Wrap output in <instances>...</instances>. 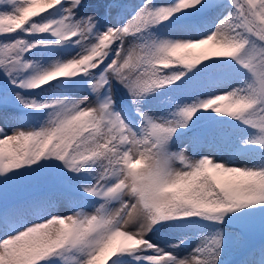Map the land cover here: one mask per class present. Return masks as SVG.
<instances>
[{"label": "snow or ice", "instance_id": "6c2138e0", "mask_svg": "<svg viewBox=\"0 0 264 264\" xmlns=\"http://www.w3.org/2000/svg\"><path fill=\"white\" fill-rule=\"evenodd\" d=\"M0 121V264H264V0H0Z\"/></svg>", "mask_w": 264, "mask_h": 264}, {"label": "trees", "instance_id": "16d2710c", "mask_svg": "<svg viewBox=\"0 0 264 264\" xmlns=\"http://www.w3.org/2000/svg\"><path fill=\"white\" fill-rule=\"evenodd\" d=\"M259 242V240L258 241H253V243H258ZM230 258H236V257H230Z\"/></svg>", "mask_w": 264, "mask_h": 264}, {"label": "rangeland", "instance_id": "374dc122", "mask_svg": "<svg viewBox=\"0 0 264 264\" xmlns=\"http://www.w3.org/2000/svg\"><path fill=\"white\" fill-rule=\"evenodd\" d=\"M3 124V121H0V125H2Z\"/></svg>", "mask_w": 264, "mask_h": 264}]
</instances>
